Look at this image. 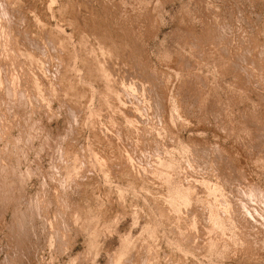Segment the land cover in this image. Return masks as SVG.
Here are the masks:
<instances>
[{
	"label": "rangeland",
	"instance_id": "1",
	"mask_svg": "<svg viewBox=\"0 0 264 264\" xmlns=\"http://www.w3.org/2000/svg\"><path fill=\"white\" fill-rule=\"evenodd\" d=\"M263 115L264 0H0V264H264Z\"/></svg>",
	"mask_w": 264,
	"mask_h": 264
},
{
	"label": "bare ground",
	"instance_id": "2",
	"mask_svg": "<svg viewBox=\"0 0 264 264\" xmlns=\"http://www.w3.org/2000/svg\"><path fill=\"white\" fill-rule=\"evenodd\" d=\"M106 5V4H105ZM117 5V4H116ZM33 6V5H32ZM146 6V5H145ZM137 10V9H136ZM38 11V10H37ZM107 11V10H106ZM88 12V11H87ZM131 16V15H130ZM81 17V16H80ZM138 17V16H137ZM144 20V19H143ZM85 23V22H84ZM40 26V25H39ZM39 28V27H38ZM44 39V38H43ZM211 42V41H210ZM43 43V42H42ZM99 43V42H98ZM144 45V44H143ZM256 46V45H255ZM45 47V46H44ZM48 47V46H47ZM211 49V48H210ZM50 50V49H49ZM104 50V49H103ZM248 50V49H247ZM68 52V51H67ZM46 53V52H45ZM65 53V52H64ZM255 53V52H254ZM115 54V53H114ZM185 56V55H184ZM104 57V56H103ZM186 62V61H185ZM165 65V64H164ZM65 67V66H64ZM67 68V67H66ZM176 68V67H175ZM106 69V68H105ZM145 69V68H144ZM115 71V70H114ZM238 71V70H237ZM162 72V71H161ZM109 74V73H108ZM151 77V76H150ZM199 78V77H198ZM260 78V77H259ZM47 80V79H46ZM156 80V79H155ZM42 81V80H41ZM90 81V80H89ZM239 81V80H238ZM153 82V81H152ZM15 83V82H14ZM115 85V84H114ZM243 85V84H242ZM60 86V85H59ZM254 90V89H253ZM151 91V90H150ZM143 94V93H142ZM69 95V94H68ZM231 97V96H230ZM65 99V98H64ZM164 100V99H163ZM253 100V99H252ZM116 101V100H115ZM39 102V101H38ZM51 103V102H50ZM125 105V104H124ZM230 105V104H229ZM184 106V105H183ZM142 107V106H141ZM187 107V106H186ZM203 108V107H202ZM162 110V109H161ZM243 110V109H242ZM180 112V111H179ZM152 113V112H151ZM189 115V114H188ZM200 115V114H199ZM113 116V115H112ZM157 116V115H156ZM264 116V115H263ZM50 117V116H49ZM91 117V116H90ZM248 117V116H247ZM145 118V117H144ZM217 118V117H216ZM51 119V118H50ZM202 120V119H201ZM87 123V122H86ZM93 123V122H92ZM162 126V125H161ZM263 126V125H262ZM242 127V126H241ZM233 131V130H232ZM144 132V131H143ZM147 136V135H146ZM120 137V136H119ZM260 138V137H259ZM172 139V138H171ZM158 140V139H157ZM177 141V140H176ZM142 142V141H141ZM116 144V142H115ZM172 145V144H171ZM81 146V145H80ZM133 147V146H132ZM199 147V146H198ZM252 148V147H251ZM96 149V148H95ZM121 149V148H120ZM158 149V148H157ZM197 149V148H196ZM206 150V149H205ZM120 152V151H119ZM77 153V152H76ZM84 153V151H83ZM158 153V152H157ZM142 155V154H141ZM185 156V155H184ZM124 159V158H123ZM197 163V162H196ZM236 164V163H235ZM112 165V164H111ZM219 165V164H218ZM210 166V165H209ZM258 166V165H257ZM88 167V166H87ZM111 167V166H110ZM151 168V167H150ZM171 168V167H170ZM223 170V169H222ZM258 170V169H257ZM189 171V170H188ZM246 171V170H245ZM84 172V171H83ZM236 179V178H235ZM174 180V179H173ZM194 180V179H193ZM233 184V183H232ZM163 187V186H162ZM207 187V186H206ZM245 190V189H244ZM189 193V192H188ZM187 196V195H186ZM190 198V197H189ZM169 199V198H168ZM167 199V200H168ZM183 202V200H182ZM180 204V203H179ZM197 204V203H196ZM194 206V205H193ZM227 208V207H226ZM223 210V209H222ZM213 216V215H212ZM226 217V216H225ZM231 219V218H230ZM258 219V218H257ZM175 221V220H174ZM231 222V221H229ZM239 223V222H238ZM209 224V223H208ZM211 225V224H210ZM222 226V225H221ZM202 227V226H201ZM178 230V229H177ZM213 230V229H212ZM223 231V230H222ZM213 232V231H212ZM246 234V233H245ZM232 236V235H231ZM247 242V241H246ZM251 243V242H250ZM218 245V244H217ZM244 246V245H243ZM178 247V246H177ZM242 248V247H241ZM220 250V249H219ZM219 256V255H218Z\"/></svg>",
	"mask_w": 264,
	"mask_h": 264
}]
</instances>
